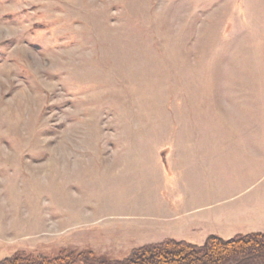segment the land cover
I'll return each instance as SVG.
<instances>
[{
	"label": "rangeland",
	"instance_id": "rangeland-1",
	"mask_svg": "<svg viewBox=\"0 0 264 264\" xmlns=\"http://www.w3.org/2000/svg\"><path fill=\"white\" fill-rule=\"evenodd\" d=\"M185 145L264 195V0H0V259L201 241Z\"/></svg>",
	"mask_w": 264,
	"mask_h": 264
},
{
	"label": "crops",
	"instance_id": "crops-1",
	"mask_svg": "<svg viewBox=\"0 0 264 264\" xmlns=\"http://www.w3.org/2000/svg\"><path fill=\"white\" fill-rule=\"evenodd\" d=\"M247 131H250L248 135L255 137L256 142L259 141L257 136L261 134H257L256 130L251 133L252 129ZM185 148V150L173 149V152L181 151L185 152V155L173 154L171 156L174 178H176V168L179 163H183L188 168L181 170V173L185 171V180L182 177H178L177 174L176 179L182 182V186H177V183L173 185V225L177 221L179 222L184 214H189L191 218L182 220L181 225L185 223L194 226L196 231L204 235L201 241L198 240V236L201 234L196 235V237L173 235V238H184L188 242L202 244L209 234L229 238L238 233L264 232V195L254 194L244 199H239V192H234V190L240 184V180L235 177L226 178L224 176H219L217 180L215 179L217 187L214 188V192H211L209 168L215 165L214 163L218 159L223 161V164H227L228 158L225 156V150H215V148L209 150L207 145H185ZM238 155V163H240L242 157L240 153ZM204 160L207 162L206 169L203 163H200ZM201 167H204V169L200 170ZM188 176L192 182L187 179ZM226 185H229V189ZM177 187H180L181 190L183 189L184 196L177 197ZM193 201L198 202L193 203ZM230 201L231 203L228 205L232 207V210L226 211L224 204ZM178 207L182 210H178ZM186 208L188 210H185ZM189 208L192 210H189ZM186 211H194V213H185Z\"/></svg>",
	"mask_w": 264,
	"mask_h": 264
},
{
	"label": "trees",
	"instance_id": "trees-1",
	"mask_svg": "<svg viewBox=\"0 0 264 264\" xmlns=\"http://www.w3.org/2000/svg\"><path fill=\"white\" fill-rule=\"evenodd\" d=\"M0 264H264V232L223 238L210 234L202 244L167 239L134 248L117 259L94 252L65 251L57 255L23 253L0 259Z\"/></svg>",
	"mask_w": 264,
	"mask_h": 264
}]
</instances>
